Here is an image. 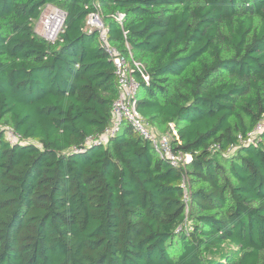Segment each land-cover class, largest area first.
<instances>
[{
  "label": "trees",
  "instance_id": "16d2710c",
  "mask_svg": "<svg viewBox=\"0 0 264 264\" xmlns=\"http://www.w3.org/2000/svg\"><path fill=\"white\" fill-rule=\"evenodd\" d=\"M92 13L185 165L127 123L98 141L118 90ZM263 118L264 0H0V264H264Z\"/></svg>",
  "mask_w": 264,
  "mask_h": 264
},
{
  "label": "built area",
  "instance_id": "2783aa9c",
  "mask_svg": "<svg viewBox=\"0 0 264 264\" xmlns=\"http://www.w3.org/2000/svg\"><path fill=\"white\" fill-rule=\"evenodd\" d=\"M53 10L56 12L57 18L60 19V23L57 32L53 36L48 37L44 33L43 29L45 23H47L46 19L48 12ZM64 13L65 12L63 10L61 11L57 9L56 6L52 4H45L39 15L36 27L37 33L47 37L48 41H54L58 33L62 30ZM92 14L94 16V13ZM122 16V14H118L117 19L121 20ZM96 30L98 31L100 44L113 62L118 90V95L112 103L110 121L104 129L102 135L98 137V141H104L107 137L115 135L124 123H127L136 134L149 140L158 155L165 157L170 164L174 166L185 165V163H187L190 159V154L187 152L174 151L170 142L172 137L168 133L159 132L155 127L150 125L137 110V75L145 82L149 79V75L146 72L143 63L136 60L132 56L127 43V55H124V53H122L119 49L111 45L108 39L107 29L103 24H100ZM123 35H125V32H123ZM263 128L264 118L257 123L253 131L248 132V140H251L253 135ZM7 136L10 141H16L20 137L12 131H8ZM182 188L183 199L187 203L188 194L184 180H182Z\"/></svg>",
  "mask_w": 264,
  "mask_h": 264
},
{
  "label": "bare ground",
  "instance_id": "6f19581e",
  "mask_svg": "<svg viewBox=\"0 0 264 264\" xmlns=\"http://www.w3.org/2000/svg\"><path fill=\"white\" fill-rule=\"evenodd\" d=\"M46 21L43 31L46 36L51 37L57 32L60 19L57 18L56 12L53 10L48 12Z\"/></svg>",
  "mask_w": 264,
  "mask_h": 264
},
{
  "label": "rangeland",
  "instance_id": "374dc122",
  "mask_svg": "<svg viewBox=\"0 0 264 264\" xmlns=\"http://www.w3.org/2000/svg\"><path fill=\"white\" fill-rule=\"evenodd\" d=\"M56 8L62 11V9L58 8L57 6H56ZM94 16H95V18H94ZM94 16H93V14L88 16L87 20L85 21V24H86L85 27L87 29H89V30L96 29L100 24H102V22L100 21L99 16L97 14H94ZM38 20H39V17L34 22V29L35 30L37 29L36 27H37ZM38 35H40V34H38ZM40 36H42V35H40ZM42 37H45V36H42ZM45 39H47V37H45Z\"/></svg>",
  "mask_w": 264,
  "mask_h": 264
},
{
  "label": "clouds",
  "instance_id": "9594fccd",
  "mask_svg": "<svg viewBox=\"0 0 264 264\" xmlns=\"http://www.w3.org/2000/svg\"><path fill=\"white\" fill-rule=\"evenodd\" d=\"M101 21V20H100ZM35 30V29H34ZM35 32L37 33V31L35 30ZM38 34V33H37Z\"/></svg>",
  "mask_w": 264,
  "mask_h": 264
},
{
  "label": "water",
  "instance_id": "95a60500",
  "mask_svg": "<svg viewBox=\"0 0 264 264\" xmlns=\"http://www.w3.org/2000/svg\"><path fill=\"white\" fill-rule=\"evenodd\" d=\"M64 18H65V13H64ZM94 18H95V16H94Z\"/></svg>",
  "mask_w": 264,
  "mask_h": 264
}]
</instances>
